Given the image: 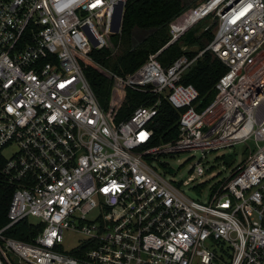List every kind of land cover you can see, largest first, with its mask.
<instances>
[{
    "label": "built area",
    "instance_id": "1",
    "mask_svg": "<svg viewBox=\"0 0 264 264\" xmlns=\"http://www.w3.org/2000/svg\"><path fill=\"white\" fill-rule=\"evenodd\" d=\"M129 1L0 0L1 175L14 187L0 264H264V2L203 0L170 24L169 42L135 72L105 68L156 98L112 124L81 59L105 47L112 26L121 33ZM211 16L216 31L204 50L160 62ZM206 52L227 71L202 106L182 80ZM163 99L180 112L178 136L152 145ZM240 143L245 161L219 179L207 203L167 179L162 158H206ZM193 172L183 185L206 169L198 161ZM27 218L45 225L33 243L5 235ZM67 233L80 235L69 249Z\"/></svg>",
    "mask_w": 264,
    "mask_h": 264
},
{
    "label": "trees",
    "instance_id": "2",
    "mask_svg": "<svg viewBox=\"0 0 264 264\" xmlns=\"http://www.w3.org/2000/svg\"><path fill=\"white\" fill-rule=\"evenodd\" d=\"M196 5L194 3L190 6L186 0H130L125 8L121 33L109 35L104 48L92 51V60L81 59L90 86L112 124L127 118L137 107L148 105V99L156 98L118 83L105 68L122 76L135 72L149 55L158 52L169 42L170 24ZM141 32H148V36L140 38ZM184 37L188 44L196 46L197 49L186 52L180 42L170 45L159 55L164 66L182 54L194 57L213 41L214 33L212 30H205L195 36L190 31ZM226 71L227 67L218 58L206 52L184 74L182 83L194 86L199 91L202 106H206L214 99L215 85ZM179 119L180 112L163 99L158 115L151 125L154 130L152 145L175 140L178 136ZM5 162V158L0 155V230L9 223L8 209L14 192V187L1 175ZM44 226L27 218L5 231V235L18 241L33 243ZM70 254L77 256V252ZM12 262L20 264L18 260L12 259Z\"/></svg>",
    "mask_w": 264,
    "mask_h": 264
},
{
    "label": "rangeland",
    "instance_id": "3",
    "mask_svg": "<svg viewBox=\"0 0 264 264\" xmlns=\"http://www.w3.org/2000/svg\"><path fill=\"white\" fill-rule=\"evenodd\" d=\"M201 1L202 0H186V2L191 6L194 3L199 4ZM216 26V18L211 16L196 24L188 32L191 31L195 36H199L205 30H212V33L215 34ZM147 33L141 32L140 38H143L147 35ZM179 44L182 48L188 47L190 51H195L197 49L196 46L188 44L185 37L184 39H181ZM249 144L251 147L254 146L253 143ZM14 151V148L5 150V157L9 158ZM247 152V145L240 143L231 148L221 149L207 154L206 158H203L200 152H185L171 158H162V160L165 161L164 167L167 168L166 176L168 180L172 179L173 181L179 183L181 190L188 197L202 203H207L210 198L212 188L217 184L219 179L228 176L237 166L242 164L247 157ZM198 161L201 162L206 169L205 174L203 176L195 175L193 181L189 182V185H183V182L188 181L189 178H192V174H195L194 172L192 173V167ZM155 166H158L156 162L154 164V167ZM79 239L80 235L67 233L64 241V247L66 249L73 247L77 244ZM14 260L17 261L16 258H14Z\"/></svg>",
    "mask_w": 264,
    "mask_h": 264
},
{
    "label": "water",
    "instance_id": "4",
    "mask_svg": "<svg viewBox=\"0 0 264 264\" xmlns=\"http://www.w3.org/2000/svg\"><path fill=\"white\" fill-rule=\"evenodd\" d=\"M198 1V0H197ZM263 2H264V0H262ZM191 6V5H190ZM119 10L121 11V7H119ZM119 27H120V24H118V25H114V26H112V28H111V32L113 33V34H115V33H118V31H119ZM148 36V35H147ZM139 43H137V45H138Z\"/></svg>",
    "mask_w": 264,
    "mask_h": 264
}]
</instances>
